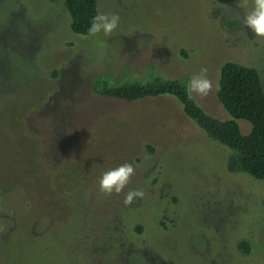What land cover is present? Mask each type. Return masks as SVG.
<instances>
[{"label":"rangeland","instance_id":"obj_1","mask_svg":"<svg viewBox=\"0 0 264 264\" xmlns=\"http://www.w3.org/2000/svg\"><path fill=\"white\" fill-rule=\"evenodd\" d=\"M63 2L0 0V217L13 222H0V264H264V184L235 169L234 153L170 97L126 103L91 88L142 74L189 87L207 68L213 91L189 92L228 120L224 63L255 68L264 85V38L242 22L254 0H97L120 22L89 37L72 33ZM124 163L129 184L101 192ZM131 190L145 196L125 205Z\"/></svg>","mask_w":264,"mask_h":264},{"label":"trees","instance_id":"obj_2","mask_svg":"<svg viewBox=\"0 0 264 264\" xmlns=\"http://www.w3.org/2000/svg\"><path fill=\"white\" fill-rule=\"evenodd\" d=\"M63 5L72 33L82 37L91 36L88 30L93 17L98 14L97 0H64ZM57 75L58 71L54 69L51 77L54 79ZM218 85L217 99L227 112L228 120L213 117L195 101L189 92L186 76L145 78L142 74L125 78V81L113 82L98 77L91 81L94 94L101 98L126 103L160 96L174 99L181 105L185 116L211 141L234 153L237 171L264 184V85L261 76L253 67L229 61L221 67ZM238 120L250 124L249 133H241ZM148 149L153 151L150 146ZM4 219L0 217V222ZM6 220L9 221L7 228L12 227L13 222ZM5 230L1 228L0 235ZM137 231L140 232L141 228L138 227ZM237 247L241 254L247 255L250 252V245L246 241H241Z\"/></svg>","mask_w":264,"mask_h":264},{"label":"clouds","instance_id":"obj_3","mask_svg":"<svg viewBox=\"0 0 264 264\" xmlns=\"http://www.w3.org/2000/svg\"><path fill=\"white\" fill-rule=\"evenodd\" d=\"M120 17L115 13H98L90 22L89 35L96 36L103 33L110 36L119 26ZM243 25L250 29L255 36L264 38V0H254V7L242 19ZM207 68H202L189 81L190 91L206 98L214 88L213 82L207 77ZM218 90V86H217ZM135 175V168L131 163H124L103 173L99 185L101 192L111 195L120 194ZM141 190L129 191L124 199L125 205H131L137 198H143Z\"/></svg>","mask_w":264,"mask_h":264}]
</instances>
